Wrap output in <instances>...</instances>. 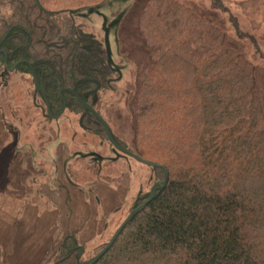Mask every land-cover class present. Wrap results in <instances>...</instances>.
Returning <instances> with one entry per match:
<instances>
[{
    "label": "trees",
    "instance_id": "1",
    "mask_svg": "<svg viewBox=\"0 0 264 264\" xmlns=\"http://www.w3.org/2000/svg\"><path fill=\"white\" fill-rule=\"evenodd\" d=\"M103 1L0 0V100L12 74L29 75L34 88L35 75L52 116L65 107L107 139L73 94L101 115L113 76L107 51L70 15ZM212 4L228 13L223 0ZM246 5L264 17V0ZM138 31L149 63L135 77L132 145L113 138L168 181L96 264H264V69L177 0H148ZM149 195L139 193L128 216ZM109 241L86 258L87 244L71 232L49 264H88Z\"/></svg>",
    "mask_w": 264,
    "mask_h": 264
},
{
    "label": "rangeland",
    "instance_id": "2",
    "mask_svg": "<svg viewBox=\"0 0 264 264\" xmlns=\"http://www.w3.org/2000/svg\"><path fill=\"white\" fill-rule=\"evenodd\" d=\"M147 1L105 0L70 14L85 34L104 42L113 76L99 111L112 135L127 147H131L134 134L130 105L138 65L149 63L148 49L138 31ZM177 1L240 41L246 59L264 69L262 9L251 8L247 0H223L228 13L215 8L212 0ZM3 73L0 67V91ZM30 79L29 75L12 74L4 87L7 99L0 100V130L7 134L0 154V191L32 198L27 192L29 187L35 189L36 183L52 181L49 169L57 166L62 168L65 179L80 189L94 192L100 184H129L125 205L111 217L104 234L87 245L86 258H91L127 218L139 193L150 194L159 183L158 172L119 152L106 137L97 138L84 131L79 117L71 112H65L60 119L49 118Z\"/></svg>",
    "mask_w": 264,
    "mask_h": 264
},
{
    "label": "crops",
    "instance_id": "3",
    "mask_svg": "<svg viewBox=\"0 0 264 264\" xmlns=\"http://www.w3.org/2000/svg\"><path fill=\"white\" fill-rule=\"evenodd\" d=\"M5 137L1 129L0 154ZM50 170L52 181L29 187L32 198L0 191V264H49L71 232L91 244L126 203V182L118 187L100 184L93 192L69 183L60 166Z\"/></svg>",
    "mask_w": 264,
    "mask_h": 264
},
{
    "label": "water",
    "instance_id": "4",
    "mask_svg": "<svg viewBox=\"0 0 264 264\" xmlns=\"http://www.w3.org/2000/svg\"><path fill=\"white\" fill-rule=\"evenodd\" d=\"M33 78H34V82H35V86H36V89L38 91L41 92V89H40V86L36 80V77L35 75H33ZM77 96V95H76ZM77 99L81 101V99L77 96ZM83 106L86 110L90 111L97 119L98 121L104 126V129L106 131V134H107V137L109 139V141L111 142V144L121 153L135 159L136 161L140 162V163H143L145 165H148L150 167H156V165H153L149 162H146L142 159H140L139 157H137L136 155H134L133 153H131L129 150L121 147L120 145H118L115 140L112 138V135H111V132H110V129L108 127V125L106 124V122L104 121V119L93 109L91 108L90 106H88L87 104L83 103ZM48 111V114H49V109L47 110ZM62 114H59L57 117L55 118H59ZM165 180L160 182V183H157L155 184L152 189H151V192H150V195H149V198L147 199L146 202H144L141 206H139L137 209L133 210L130 215L123 221V223L120 225V227L117 229V231L115 232V234L113 235V237L111 238V240L109 241V243L105 246V248L93 259L91 260L88 264H96L108 251L109 249L114 245V243L117 241V239L119 238L120 234L122 233V231L125 229V227L128 225V223L130 221H132L147 205L148 203H150L156 192L159 190V189H163L166 184H167V181H168V174L167 172L165 171Z\"/></svg>",
    "mask_w": 264,
    "mask_h": 264
},
{
    "label": "flooded vegetation",
    "instance_id": "5",
    "mask_svg": "<svg viewBox=\"0 0 264 264\" xmlns=\"http://www.w3.org/2000/svg\"><path fill=\"white\" fill-rule=\"evenodd\" d=\"M107 51V50H106ZM107 55H108V53H107ZM108 63H109V59H108ZM14 70L13 69H11V72H13ZM35 88H36V86H35ZM37 90V89H36ZM38 91V90H37ZM73 92V91H72ZM75 96L77 95V94H75V93H73ZM78 96V95H77ZM77 96H76V98H77ZM79 97V96H78ZM80 98V97H79ZM45 100V99H44ZM78 100V99H77ZM82 101V100H81ZM78 102L80 103V104H82V102H80L79 100H78ZM45 106H46V115L49 117V118H52V119H60V118H62L63 116H64V113H65V107L63 108V111L60 113V114H62L59 118H55V117H57V116H52L51 115V112H50V108H49V106H48V104H47V102H46V100H45ZM84 103V102H83ZM86 104V103H85ZM83 105V104H82ZM88 105V104H87ZM89 106V105H88ZM84 107V106H83ZM92 108V107H91ZM49 109V114H48V110ZM86 110V109H85ZM88 111V110H87ZM88 112H90V111H88ZM91 113V112H90ZM92 114V113H91ZM93 115V114H92ZM101 116V115H100ZM102 117V116H101ZM96 118V117H95ZM97 119V118H96ZM98 120V119H97ZM106 132V131H105ZM111 132V131H110ZM111 135H112V133H111ZM106 136H107V134H106ZM112 138H113V135H112ZM108 139V138H107ZM114 139V138H113ZM116 142V141H115ZM119 145V144H118Z\"/></svg>",
    "mask_w": 264,
    "mask_h": 264
}]
</instances>
